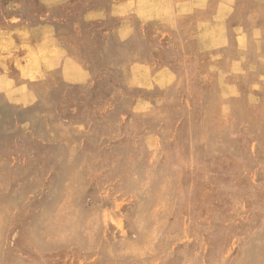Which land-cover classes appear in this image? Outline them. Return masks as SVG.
I'll return each mask as SVG.
<instances>
[{
	"label": "rangeland",
	"instance_id": "1",
	"mask_svg": "<svg viewBox=\"0 0 264 264\" xmlns=\"http://www.w3.org/2000/svg\"><path fill=\"white\" fill-rule=\"evenodd\" d=\"M57 13L54 71L0 25V264H264V0Z\"/></svg>",
	"mask_w": 264,
	"mask_h": 264
},
{
	"label": "crops",
	"instance_id": "2",
	"mask_svg": "<svg viewBox=\"0 0 264 264\" xmlns=\"http://www.w3.org/2000/svg\"><path fill=\"white\" fill-rule=\"evenodd\" d=\"M69 0H38V4L41 7V10L37 13V15L33 16L36 17L38 19V22L42 25L39 27H34L33 26V20L30 19V17L26 14L27 12L25 11V7L28 4L27 1H23L19 4V6H22L21 9V13H19L17 16H12L11 14L7 13V14H2V6H0V25H18V27H21V29L23 31H27L29 34L32 31V34L34 35L38 47L42 48V49H50L54 51V66H53V71L55 70V59L57 56H61L62 55V48L60 46H58V42H61L62 39V25L63 23H65L67 20L63 17L60 16V14L57 13V10L59 7H61L62 5L66 4ZM0 3L5 4L7 8H9L11 5V1L10 0H0ZM117 5V3H113L112 2V7H115ZM120 6V4L118 5ZM102 8L104 7H108V6H101ZM105 10H102L99 8V10L97 11H92L89 10L87 12L84 13V21H87V19H101V18H107L108 16L106 15V13L104 12ZM91 12V13H90ZM107 12V11H106ZM93 14V15H92ZM107 16V17H106ZM32 17V18H33ZM15 18V19H14ZM3 26L0 27L2 29L7 28ZM31 30V31H30ZM1 33L6 34L5 32H2L0 30ZM7 75L5 74V72L3 71V69L0 67V91L1 90H10L7 88L8 85L6 86L3 82L6 79ZM41 83L46 84L44 81L40 82L38 85H32L29 86L30 89H35L38 87H43L46 85H41ZM13 89V88H12ZM17 89H22L21 86H18Z\"/></svg>",
	"mask_w": 264,
	"mask_h": 264
}]
</instances>
